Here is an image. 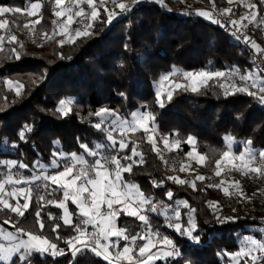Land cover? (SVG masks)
<instances>
[{
    "label": "trees",
    "instance_id": "obj_1",
    "mask_svg": "<svg viewBox=\"0 0 264 264\" xmlns=\"http://www.w3.org/2000/svg\"><path fill=\"white\" fill-rule=\"evenodd\" d=\"M130 1L133 0H121L126 4ZM32 2H40L45 7L43 19L36 28L37 34L52 31V21L56 18L53 15L54 0H0V7L29 9ZM214 2L221 10L228 7V0ZM129 6L131 11L119 14L110 24L106 23L107 14L100 8V18L92 22L90 36L78 38L74 44L65 43L63 47L56 43L62 39L60 36L53 40L45 39L40 44L42 51L30 50L27 43L11 42L9 38L11 32L26 29L22 23L33 17L26 13L1 16L0 20L6 19L8 26L3 29L5 37L0 49V161H17L13 168L15 173L31 177L37 173V162L51 165L54 152L83 153L88 158L80 148L81 143L93 150L98 144L109 143L106 134L93 126L98 118L90 115L102 108L128 118L130 113L140 109L151 112L155 116L153 125L159 131L158 143L162 144V138L167 137L170 143L179 139V150L183 152L194 147L198 155L206 158L199 168L204 174L216 168L215 161L226 150L224 138L227 135L233 136L237 142L251 140L256 151L264 148V105L253 97L243 93L225 96L213 81H209L208 86L200 87L198 92H192L189 85L187 91L183 88L174 90L172 99L160 107L154 88L162 75L174 69L181 73L227 72L234 68H238L241 74L255 72L253 58L241 46L230 41L219 26L211 25L191 12L167 13L155 0H138ZM232 10L233 19L244 14L241 7ZM262 14L264 3L260 7ZM12 17L22 23H15ZM261 43L264 46V41ZM13 48L19 53V59L15 58ZM9 79L24 85L21 96L9 90L5 83ZM67 98L74 102L69 114L61 116L55 109L59 100ZM24 125L32 126L33 130L26 133L25 141H21L18 133ZM189 136L194 138V144L184 142ZM126 139L131 143L122 155H130L133 144H136L144 160L134 164L131 173H124V179L137 184L152 200L154 195L158 196L163 202L161 211L165 207L169 210V206L179 200H187L190 208L196 210L195 220L201 242L193 244L175 232L181 256L159 260L155 264H230L225 253L238 251L243 236L264 238L261 231L264 229V216L247 211L250 203L240 205L236 193L224 196L223 185L193 188L190 181L183 185L173 183L155 167L157 153L152 150L145 132L129 133ZM234 145L235 152L243 148L242 143ZM4 146L6 151L2 150ZM99 151L114 155L111 149ZM19 163L28 165V168L22 170ZM0 169L5 172L8 168L0 164ZM161 180L163 185L154 187L153 181ZM33 190L30 208L24 217L0 206V218L13 223L19 221L18 227L46 236L59 248H64L65 255L52 257L36 253L30 264H108L89 250L73 258L64 240L75 232L63 224L58 207L37 199L35 183ZM168 190L174 193L172 200L165 195ZM258 190L264 191V185ZM61 196L62 192L58 191L47 198L60 200ZM209 202H213V206ZM218 207L229 209L232 212L229 217L235 218V222L218 220ZM38 210L45 225L43 230L37 223ZM180 211L181 222L186 225L188 209L182 207ZM78 220L75 217L74 221ZM149 222L156 228L160 227L159 221L150 215ZM57 223L61 225L57 229L62 237L59 240L56 239L57 233L52 231ZM118 225L126 229L129 236H138L147 227L136 217L123 214ZM122 243L125 244L124 241Z\"/></svg>",
    "mask_w": 264,
    "mask_h": 264
},
{
    "label": "snow or ice",
    "instance_id": "obj_2",
    "mask_svg": "<svg viewBox=\"0 0 264 264\" xmlns=\"http://www.w3.org/2000/svg\"><path fill=\"white\" fill-rule=\"evenodd\" d=\"M55 6L61 8L65 0H54ZM138 0H133V3ZM156 3L163 7H167L164 4V0H155ZM231 4L232 0H228ZM244 6L249 9L248 12L239 16L238 19H228L222 22L221 19L213 16L209 11H198L196 14L208 19L211 23L216 24L221 28L234 29L231 34L237 40L243 37L244 43L249 44L251 49L255 50L256 54H259L261 62L264 63V49L255 41L245 34L244 29L248 24L257 22L258 12L257 4L244 3V0H240ZM260 3H264V0H260ZM87 5L86 11L81 5ZM108 4L119 9V13L107 7ZM73 7L78 9L73 12ZM215 7V4H213ZM42 8L40 2H32L29 9H21L19 7H0V16L11 13L15 14H27V16H38L39 10ZM100 8H103L107 14L106 23H111L119 14L131 11V7L121 2V0H72V4L62 10L54 11L56 18H62L66 16V19L53 20L52 23L55 26L53 34L49 35L44 32L43 35L47 40H53L55 36H61L62 39L56 41V43L63 47L65 43L74 44L78 38L88 37L92 33L89 31L92 28V22L98 21L100 18ZM231 8L222 10L221 15L227 16L232 13ZM76 18H80L78 22L85 25L83 29L77 28L74 32L70 29L71 24L76 21ZM43 18L39 17L30 23L33 26L41 23ZM258 23H264V20ZM8 26L6 19L0 20V29H5ZM24 28H29V24H24ZM32 29H30L31 31ZM4 37L0 36V47ZM11 42H16L17 37L15 35L10 36ZM23 47V45H21ZM127 48V45H125ZM16 52V49H12ZM16 59H19V53L16 52ZM61 58L63 54H61ZM255 63V59L253 60ZM257 75L264 69L257 67L255 69ZM175 75V73L171 74ZM183 77L185 80L193 81L191 85L192 92H198L200 87H207L209 81H213L215 85L223 91L225 96L235 95L237 93H243L250 97H253L259 104L264 105V78H255L251 71L240 73L238 68L231 69L229 71L214 70V71H199V72H184ZM170 74H164L160 77L159 87L156 91L157 103L160 107L164 106V99L170 101L173 97V89H169L165 92L164 83L169 81ZM6 85L9 90H14L17 96H21L24 85L20 82H14L12 80H6ZM175 90L184 89L188 90L187 84H182L179 81H172ZM73 104L72 98L61 99L55 109V112L61 116H67L71 111V105ZM98 118V122L94 123V127L106 134V139L109 143L104 145H96L95 150L89 149L88 145L81 143L80 148L89 157L96 158L94 163L89 164L85 159L84 154H77L76 152L67 154L61 152L53 153V160L51 161V169H60L52 171L48 174L46 171L47 166H42L37 162L36 167L41 169L40 175H35L30 178L18 177L14 179L13 173L10 171L17 166V161H0L9 169V173L3 179H0V206L3 209H9L12 213H15L18 217H24L25 212L30 208V202L34 194V190L31 185L35 183V195L39 201H46L49 205L63 209V224L72 228L75 235L65 238L64 242L67 245L73 258L78 253L83 254L84 250L93 252L96 256H102L104 260L108 261V264H118L119 261H126L127 264H155L156 261L161 259L178 258L181 256V251L175 245L172 239L168 236H160L158 231L153 232L149 218L146 213H158L159 209L157 204L153 202L152 198L146 196L140 187L128 182L124 179V173H131L133 171V165L137 163H143L144 156L138 151V145L133 144L130 155H120L129 147V143L126 136L129 133H135L138 130H143L148 134V143L151 144L152 150L158 155L160 149L158 148L157 140L154 135L150 134V124L154 122L155 116L148 111H137L130 113V118L121 117L113 110L99 109L95 113H90ZM32 126L24 125L21 131L18 133L21 141L26 140V133L32 131ZM114 133H118L115 136ZM226 150L222 152L219 159L215 161L216 171L215 175L220 176L224 171L226 165H231L232 168L243 169L251 173H256L264 176V149L258 151L259 160L262 167H255L257 162V151L252 147V141L237 142L231 135L225 136ZM6 142V141H5ZM185 143L194 144L195 140L189 136ZM57 142H54V144ZM164 148L168 151L179 149L181 141L179 139L174 140L171 144L167 137L162 138ZM236 143H242L243 148L239 152L233 150V145ZM118 145V148H117ZM15 146V145H14ZM107 148L116 152V155H100V149ZM187 156L193 157L194 152L190 151ZM134 157H139V160H135ZM163 159V156L160 157ZM205 156L199 155L198 163L204 165ZM126 161L128 163H122ZM167 163V161H165ZM112 165L113 167H109ZM79 166V167H77ZM20 168H28V165L19 163ZM187 169L184 165L179 168L180 172H185ZM168 180H171L175 184H186L185 181L178 176H168ZM204 181L205 177L200 175L196 176L195 180L191 182L192 187L195 188V181ZM164 181H153L154 187H161ZM225 181H221L223 185ZM28 185L29 187H19L17 185ZM5 185H12V191L6 192ZM54 186V187H53ZM210 187H218L217 185H209ZM234 187H239L238 182H235ZM46 191L47 196H51L53 193L61 191L63 198L60 200L48 199L47 196L42 195L41 191ZM222 191L229 195V187H223ZM242 194V193H241ZM168 200H172L174 193L168 190L165 193ZM6 197H20L24 199V203L21 204L19 199L15 205L9 203ZM71 201L73 205L78 209L79 217L78 221L73 220V213L69 212L67 202ZM210 206H213V202H209ZM181 206L187 208V223L186 225L181 222ZM163 207V205H162ZM43 208V204L41 205ZM195 209L190 208L187 200L176 201V207L172 209V216L168 217V227L173 228L175 232L179 233L181 237H185L193 244L201 242V237L198 233V225L195 220ZM168 209L164 208V214L167 216ZM121 214L136 217L139 221L148 225L144 234L129 236L126 234V229L117 227V220ZM41 213L38 210L36 212L37 223L39 228L43 230L45 225L40 218ZM49 218L52 219V215L49 213ZM224 221H233V217H225ZM4 224H10L14 231H7L4 228H0V240L7 243H0V261L4 264H30L33 254H49L52 257L64 256L65 249L59 248L58 245L48 239L46 236L35 234L34 232L18 227L19 221L13 223L9 219L3 221ZM91 226L92 231H89ZM61 227L60 224H54L52 231L57 233L56 239H62L57 232V229ZM264 232V229L261 230ZM26 237V238H24ZM115 238V239H112ZM128 241L122 250H120V241ZM137 239L144 241L138 247V252L134 255ZM159 245V247H158ZM110 249H116L113 253ZM156 249L155 252L152 250ZM228 256L230 264H262L264 262V238H255L252 235L243 236L239 241L238 251L232 253H225Z\"/></svg>",
    "mask_w": 264,
    "mask_h": 264
},
{
    "label": "built area",
    "instance_id": "obj_3",
    "mask_svg": "<svg viewBox=\"0 0 264 264\" xmlns=\"http://www.w3.org/2000/svg\"><path fill=\"white\" fill-rule=\"evenodd\" d=\"M71 1L65 0L63 8L69 7L71 5ZM178 1L183 3V5L175 6L174 0H164V4L167 7L162 6V8L167 13H171L173 11L191 12V13L195 14L197 17L204 19L207 23H209L211 25L213 23H211L208 19H205L204 17L197 15L196 13L198 11H201V10L209 11L213 14V16L221 19L222 22L227 21L228 19H233L229 14L227 16L221 15L222 10L220 8H218L216 5H215V7H213V4H215L214 0H209V3H205V0H178ZM188 2H190V3L188 4ZM131 3H129V4H131ZM262 20H263V18L260 17V21H262ZM213 25L217 26L216 24H213ZM220 29H221V32L223 34H225L229 37L230 41H232L234 44H236L238 46H241L245 50V52L253 58V60L255 59V63H254L255 69L257 67H259L260 69H264V63L261 62V58H260L259 54H256L255 50L251 49L249 44L244 43L243 37H241V39L237 40L231 34V32L234 31V29H230V28L226 29V28H221V27H220ZM244 32L250 38V40L255 41L257 44H259L261 46L262 49H264V46L262 45V43L260 41V37L264 33L263 23H259L255 26H252L249 29H244ZM255 73L257 74L256 71H255ZM259 76L264 78V71H261L259 73ZM260 150H262V149H260ZM258 151H257V162L255 163L254 166L255 167H262V164L259 160ZM161 156H163V159L160 158ZM165 161H167V163H165ZM191 163H192V161L187 156V152H183L181 150H175V151L165 150L163 155L159 154L157 156V161H156L155 167L158 168L159 170H163L166 174H168L170 176H178L179 178H181L185 181H190V182L194 181L196 176L202 175L205 177V180L204 181L196 180L195 184H196V186H204V187H208V188H216V187H210L209 185L219 186V185H221V181H225V182L238 181L242 185H244V187L246 186L249 188H253V190L259 189V188L263 187V185H264V176H261V175L256 174V173H251V172H248L246 170L239 169V168L234 169L231 166H225L224 171L221 172L220 176L215 175L216 168L207 174L201 173L199 171V173L197 175H193V174H191L190 171H188V169H189L188 164H191ZM181 165H184L186 167L187 170L185 172L179 171V168ZM77 167H79V166H77ZM109 167H110V165H109ZM17 177L18 176H16V178ZM153 202H155L157 204L159 211H158V213H150L149 212V215L156 218L160 223L159 228H153L152 229L153 232L158 231L163 236H168L170 239L173 240V242L176 245L175 231L173 228H170L167 226L168 223L170 222L168 219V217H170V216L168 214L166 216L164 214V212L161 211L160 206H161L162 200L158 196L154 195ZM248 203H250L251 206H249L247 211H252V212H255L259 215L264 216V191H262V192L258 191L256 194L246 196L245 198H243L239 202V204L242 206H246ZM170 208L174 209L175 205L171 204ZM229 213H231L230 210H227V209L220 210L217 212V215H216L217 219L221 220L223 218V216L228 215ZM124 242H125V244L129 243L128 241H124ZM140 245H141V243H140L139 239H137L136 245L134 246V248L136 250V251H134L135 254L138 252V247ZM70 253H71V251H70Z\"/></svg>",
    "mask_w": 264,
    "mask_h": 264
},
{
    "label": "rangeland",
    "instance_id": "obj_4",
    "mask_svg": "<svg viewBox=\"0 0 264 264\" xmlns=\"http://www.w3.org/2000/svg\"><path fill=\"white\" fill-rule=\"evenodd\" d=\"M71 1V0H70ZM133 3V1H130V2H128L127 4L128 5H130L129 3ZM174 2H175V6H181V5H183V3H181L180 1H178V0H174ZM248 2H251V3H255V4H257V9H256V11L258 12V16H257V22H259L260 21V17L261 18H263V20H264V14H262V15H260V7H261V4L262 3H260V0H244V3H248ZM131 3V4H132ZM190 2H188V4H189ZM205 3H209V0H205ZM71 4H72V1H71ZM82 7H87V5L85 4V5H81ZM111 7L112 8V10H114L115 12L117 11L118 13H119V9L118 8H114V6H112L111 4H108L107 5V7ZM234 7H241V8H243L244 9V13H246V12H248L249 11V9H247L245 6H244V4L243 3H241L240 2V0H232V3L230 4L229 2H228V7L227 8H231V9H233ZM44 5L42 4V8L39 10V17H41L43 14V11H44ZM62 8H63V6L61 7V8H57L56 6H55V8H54V10H53V15H54V11H56V9L57 10H62ZM29 10H30V8H29ZM76 10H78V9H76V8H74L73 7V12L74 11H76ZM86 10V9H85ZM86 11H88V10H86ZM229 15L233 18V15H232V13H229ZM33 18L31 19V20H29V21H24L23 23L20 21V20H18V19H15V18H13L12 17V19L14 20V22L15 23H22L23 25L24 24H29V28H26V29H23V30H16V31H14V32H11L10 33V35H9V38H10V36L11 35H15L16 37H17V42H19V43H27V48L28 49H30V50H33V51H39L40 50V44L43 42V40H45L46 39V37L43 35V33H41V34H37V32H36V28H37V25H35V27H34V29H33V26H32V24L30 23L31 21H33V20H36L37 18H39V17H37L36 18V16H32ZM0 18H1V16H0ZM63 19H66V16L65 17H62V18H55V20H63ZM206 19V18H205ZM80 20V18H76V21L77 22H74L73 24H71V26H70V29L74 32V30L75 29H77V28H80V29H83L84 28V24H82V23H80V22H78ZM257 24H259V23H257ZM81 26V27H80ZM54 28H55V26L54 25H52V31H49V30H47V31H45V32H47L49 35H52L53 34V30H54ZM30 29H32L31 31H30ZM245 29H247V28H245ZM263 29H264V23H263ZM0 36H3V37H5V33H4V31H3V29H0ZM61 37V36H60ZM63 38V37H62ZM260 41H264V33L261 35V37H260ZM0 49H1V47H0ZM40 51H42V50H40ZM173 73H175V75H171V74H173ZM167 74H170V79H169V81H166L165 83H164V89H165V92L166 91H168L170 88L171 89H173V92H174V85L172 84V81H179L180 83H182V84H187V85H189L190 87H191V85H192V83H193V81H191V80H185L184 79V77H183V73H181L179 70H177V69H174L171 73H167ZM252 74H253V76L255 77V78H257V79H259V78H262L261 76H259V75H257L254 71H252ZM158 87H159V82H157L156 84H155V86H154V88H155V91H157V89H158ZM167 101V99L165 98L164 99V103ZM74 102V101H73ZM138 111H146L145 109H140V110H138ZM137 112V111H136ZM138 131H140V130H138ZM143 131V130H142ZM150 134H152V135H154V137L156 138V140H157V144H158V148L160 149V155H163V153H164V151L165 150H167V149H165L164 148V145H163V143L162 144H159L158 142V137H159V131H158V129L153 125V122L150 124ZM114 135L115 136H118V133H114ZM127 137V136H126ZM147 137H148V134H147ZM170 143V142H169ZM171 144V143H170ZM117 148H118V145H117ZM234 148H235V145H233V150H234ZM3 151H6V148H5V146L3 147V149H2ZM176 150H179V149H176ZM168 151V150H167ZM173 151H175V150H173ZM190 151H193L194 152V156L193 157H189L190 159H191V161H192V163L191 164H188L189 166H188V171H190L191 172V174H193V175H197L198 173H199V168H200V166H201V164H199L198 163V159H199V155H198V153L196 152V150L194 149V147H191L190 148V150L189 151H187V153H189ZM57 152H59V151H57ZM112 152H114V155H116V152L115 151H113L112 150ZM125 152V151H124ZM123 152V153H124ZM123 153H120V155H122ZM108 154H110V155H112V153H110V152H107V153H101L100 152V155L101 156H103V155H108ZM84 156H85V159L86 160H88V162H89V164H91V163H94V161H95V159L96 158H99V157H96V158H94V157H88L87 158V156L84 154ZM157 156H158V154H157ZM134 159L136 160V157H134ZM4 161H12V160H4ZM156 161H157V159H156ZM122 163H123V161H121ZM155 164H156V162H155ZM1 166H4L3 164H1ZM42 166H45V165H42ZM227 166H231V165H227ZM110 167H113L112 165H110ZM22 170H26L25 168H21ZM158 169V168H157ZM48 170V172H49V170H53V169H51L50 168V166H47L46 167V171ZM58 170H60V169H58ZM12 173H13V175H14V179L16 178V176H18V177H26L24 174H22V173H20V172H18V173H15V171L13 170V168L10 170ZM162 172H164L163 170H161ZM9 173V169H7L5 172L4 171H2L1 169H0V179H3L4 177H6V175ZM165 173V172H164ZM166 174V173H165ZM167 176H170V175H168V174H166ZM17 177V178H18ZM235 182H238V181H228V182H225L224 184H223V187H229V191H230V194L229 195H226L224 192H223V194H224V196H226V197H228V196H230V195H232V194H235L236 193V195L239 197V202L243 199V198H245L246 196H250V195H253V194H256L259 190L258 189H254L253 190V188H249V187H244V185H242L240 182H238V184H239V187H234L233 185L235 184ZM12 185H5V191L6 192H10V191H12ZM17 188H19V187H29L28 185H24V184H21V185H17L16 186ZM31 187L33 188V184L31 185ZM56 193V192H55ZM242 193V194H241ZM41 194L42 195H45V196H47L46 195V193H45V191H41ZM7 199H8V201H9V203L10 204H12V205H15L16 204V202H17V199H19V202L21 203V204H23L25 201H24V199L23 198H20V197H16V198H12V197H6ZM63 198V194H62V196H61V199ZM73 207H72V206ZM162 205H163V202H161V206L160 207H162ZM175 205V207H176V204H174ZM67 206H68V209H69V212H71V213H73V220L75 219V217H78V219H80L81 217H79V213H78V209L76 208V206L75 205H73L72 203H71V201L69 200L68 202H67ZM181 208H182V206H181ZM180 208V209H181ZM1 209H3L2 208V206H1ZM60 210H61V214H62V217H63V209H61V208H59ZM223 209H226V208H221V207H218V210H217V212L218 211H220V210H223ZM7 210H9V209H7ZM227 210H229V209H227ZM10 211V210H9ZM149 213V212H148ZM148 213H146L147 215H148V218H149V214ZM15 214V213H14ZM167 214L171 217L172 216V209L170 208V206H169V210H168V212H167ZM229 215H230V213L228 214V215H225V216H223V218H225V217H229ZM231 215H232V212H231ZM223 218L221 219L222 221H223ZM119 220V219H118ZM118 220H117V227H119V225H118ZM3 221L4 220H2L1 218H0V228H4V229H6L7 231H14V228H12L11 227V225L10 224H8V225H6V224H4L3 223ZM62 221H63V219H62ZM150 226L152 227V229L153 228H156V227H154L152 224H150ZM89 231H92V229H91V226H89ZM175 231V230H174ZM177 233V232H176ZM160 236L161 237H163V235L162 234H160ZM24 238H26V237H24ZM112 239H115V238H112ZM175 239H176V237H175ZM122 241H124L123 239H121ZM0 243H7L6 241H3V240H0ZM125 245V244H124ZM123 245V246H124ZM176 245H177V242H176ZM123 246H122V248H123ZM120 247H121V241H120ZM158 247H159V245H158ZM178 247V246H177ZM122 248H120V249H122ZM110 251H112L113 253L116 251V249H110ZM153 252H155L156 251V249H153L152 250ZM134 255H136L135 253H133ZM41 255H49V254H41ZM101 258H103L102 256H100ZM161 260H165V259H161ZM159 261V260H158ZM158 261H156V262H158ZM155 262V263H156ZM0 264H4V262L3 261H0ZM118 264H127V262L126 261H123V260H121V261H119L118 262ZM263 264V263H262Z\"/></svg>",
    "mask_w": 264,
    "mask_h": 264
},
{
    "label": "crops",
    "instance_id": "obj_5",
    "mask_svg": "<svg viewBox=\"0 0 264 264\" xmlns=\"http://www.w3.org/2000/svg\"><path fill=\"white\" fill-rule=\"evenodd\" d=\"M244 23L247 24V29H249V28H251L252 26L257 25L258 22H254V23H252V24H248L247 21H245ZM226 166H227V165H226ZM56 170H58V169L49 170V172H48V170H47V172H48V174H51L52 171H56ZM40 174H41V169L38 168V169H37V173H35V174L32 175V176L40 175ZM32 176H31V177H32ZM28 178H30V177H28ZM38 182H39V181H36V182H34V183H38ZM34 183H33V184H34ZM163 212H164V211H163ZM148 214H149V213H148ZM149 224H151V223L149 222ZM147 227H148V225H147ZM147 227L144 228V231L142 232V234H144V233L146 232ZM139 241H140L141 244L144 243V241H141V240H139ZM122 242H123V241L121 240V243H122ZM122 244H123V243H122ZM122 244H121V247H120V248H122V246H123ZM120 250H122V249H120Z\"/></svg>",
    "mask_w": 264,
    "mask_h": 264
}]
</instances>
